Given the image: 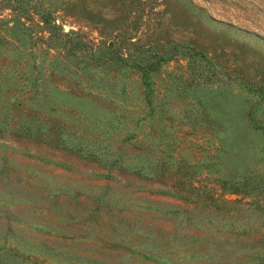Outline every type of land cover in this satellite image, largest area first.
<instances>
[{
	"label": "rangeland",
	"instance_id": "374dc122",
	"mask_svg": "<svg viewBox=\"0 0 264 264\" xmlns=\"http://www.w3.org/2000/svg\"><path fill=\"white\" fill-rule=\"evenodd\" d=\"M0 264H264V0H0Z\"/></svg>",
	"mask_w": 264,
	"mask_h": 264
}]
</instances>
